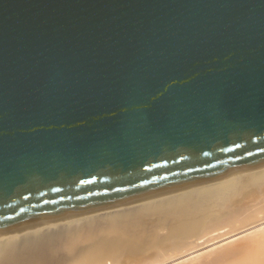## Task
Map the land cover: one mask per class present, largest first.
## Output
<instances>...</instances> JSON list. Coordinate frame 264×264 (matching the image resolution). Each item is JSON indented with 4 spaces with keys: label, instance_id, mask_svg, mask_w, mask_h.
<instances>
[{
    "label": "water",
    "instance_id": "95a60500",
    "mask_svg": "<svg viewBox=\"0 0 264 264\" xmlns=\"http://www.w3.org/2000/svg\"><path fill=\"white\" fill-rule=\"evenodd\" d=\"M264 168V0H0V236Z\"/></svg>",
    "mask_w": 264,
    "mask_h": 264
},
{
    "label": "bare ground",
    "instance_id": "6f19581e",
    "mask_svg": "<svg viewBox=\"0 0 264 264\" xmlns=\"http://www.w3.org/2000/svg\"><path fill=\"white\" fill-rule=\"evenodd\" d=\"M0 264H264V168L0 236Z\"/></svg>",
    "mask_w": 264,
    "mask_h": 264
}]
</instances>
